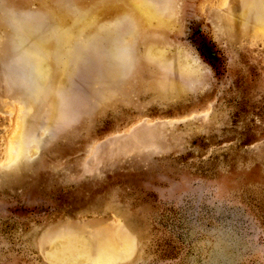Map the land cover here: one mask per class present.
Instances as JSON below:
<instances>
[{"label":"rangeland","instance_id":"rangeland-1","mask_svg":"<svg viewBox=\"0 0 264 264\" xmlns=\"http://www.w3.org/2000/svg\"><path fill=\"white\" fill-rule=\"evenodd\" d=\"M123 2L0 0V264H264L261 1L155 0L170 27L137 35ZM22 11L42 20L31 87L11 71ZM116 20L119 65L89 46Z\"/></svg>","mask_w":264,"mask_h":264},{"label":"clouds","instance_id":"clouds-1","mask_svg":"<svg viewBox=\"0 0 264 264\" xmlns=\"http://www.w3.org/2000/svg\"><path fill=\"white\" fill-rule=\"evenodd\" d=\"M42 23L38 14L30 12L13 13L8 21L15 34L14 50L18 53L12 60L11 71L22 86H37L39 66L24 49L25 35L29 30H38ZM123 20L112 22L101 33L89 39V46L101 52L112 63L119 65L130 51L129 41L122 30Z\"/></svg>","mask_w":264,"mask_h":264},{"label":"bare ground","instance_id":"bare-ground-1","mask_svg":"<svg viewBox=\"0 0 264 264\" xmlns=\"http://www.w3.org/2000/svg\"><path fill=\"white\" fill-rule=\"evenodd\" d=\"M214 1V0H213ZM236 1H245V0H232V2H236ZM259 1H261V5L258 7V8H253L252 10H246V14H245V16H249V17H253L255 20L253 21V23H254V26H264V0H259ZM225 2V1H224ZM212 4V3H211ZM211 4H210V6H211ZM117 6V5H116ZM116 6L114 7V8H116ZM157 6H158V3H156L155 2V0H150V1H147V0H124V2L122 3V12H123V16H124V18H126V20H130L134 25H135V27H134V34H139V28L141 27V28H143V29H146V31L148 32V27H151L152 25H151V23H152V21H155V27L157 28V29H159V30H166L167 28H169L170 27V25L168 24V22H167V17H166V14H164L162 11H159L158 10V8H157ZM50 7V6H49ZM119 7V6H118ZM109 8V7H108ZM105 9H107V8H105ZM111 10V9H110ZM83 11V9H82V7H78V9L77 10H75V14H80L81 12ZM105 11V10H104ZM106 13V12H105ZM107 13H108V11H107ZM106 13V14H107ZM98 14V13H97ZM97 14L96 13H93L92 12V16H97ZM100 15V14H99ZM98 15V16H99ZM223 19H225L226 21H227V16H225V14H221L220 15ZM100 17H102V15L100 16ZM241 19V18H240ZM243 19H246V18H243ZM66 20V19H65ZM235 21H237V20H235ZM228 22V21H227ZM227 22H222V28L223 29H225V30H227L228 29V25H229V23H227ZM234 22V21H233ZM233 22H231V24L233 25L234 23ZM58 24V23H57ZM147 27V28H146ZM45 30V29H44ZM47 31V30H46ZM49 31V30H48ZM44 32V31H43ZM50 32V31H49ZM45 33V32H44ZM57 33V32H56ZM58 34V33H57ZM136 34V35H137ZM49 35H51V34H49ZM48 35V36H49ZM54 35H55V33H54ZM80 35V34H79ZM264 35V34H263ZM45 38V37H44ZM46 38H50V37H46ZM51 40V39H50ZM63 40V39H62ZM72 41H71V46L70 45H68V46H70L68 49H69V52H68V54L69 55H73L74 54V48H72V45L74 44V45H82V44H84V42L86 41V40H84L83 38H81V37H79V36H76V37H74L73 39H71ZM147 40V39H146ZM47 41V40H46ZM64 41V40H63ZM68 43H70L69 41H67ZM49 44V43H48ZM160 43H159V41H157V40H155V39H153V37L150 39V41H149V45H152V47H151V49H154V50H156V54H158L159 53V49H157L158 48V45H159ZM52 45V44H51ZM73 45V46H74ZM49 46V45H48ZM47 46V47H48ZM65 46H67L66 44H65ZM51 47V46H50ZM160 47V46H159ZM50 49V48H49ZM63 49V48H62ZM67 49V48H66ZM28 50V49H27ZM75 50H76V48H75ZM15 51V50H14ZM49 51V50H48ZM159 54H161V53H159ZM37 55V54H36ZM34 57H35V54H34ZM69 57H71V56H69ZM73 57V56H72ZM36 58V57H35ZM155 58V57H154ZM68 59H70V58H68ZM171 61V60H170ZM179 62V61H178ZM177 62V63H178ZM46 63V62H45ZM66 63V62H65ZM177 63H176V65H177ZM187 63V62H186ZM173 65H174V67H175V63L173 62L172 63ZM179 64V63H178ZM39 65V64H38ZM68 65V64H67ZM40 66V65H39ZM69 66V65H68ZM186 67V66H185ZM57 68H59V67H57ZM65 68H67V66L65 67ZM65 68H64V71H65ZM182 68V67H181ZM175 69H177V68H175ZM47 70V69H46ZM61 70V69H60ZM45 71V70H44ZM54 71V70H53ZM179 71V70H178ZM190 71V70H189ZM48 72V71H47ZM63 73V72H62ZM61 73V74H62ZM47 75H48V73H46ZM55 74V73H54ZM53 74V75H54ZM60 74V73H59ZM66 74V73H65ZM44 75V73L42 74V72H41V70H39V77H38V80H40L41 78H42V76ZM64 75V74H63ZM69 75V74H68ZM56 76V75H55ZM67 76V75H66ZM67 79H69V78H67ZM67 79H63L64 81H66ZM42 80V79H41ZM50 80V79H49ZM54 80V79H53ZM40 82V81H39ZM54 82H55V80H54ZM56 84V83H55ZM42 85V84H41ZM40 85V86H41ZM44 85H45V83H44ZM58 85V84H57ZM61 85V84H60ZM59 86V85H58ZM57 86V87H58ZM42 87V86H41ZM61 87V86H60ZM62 88V87H61ZM40 89V88H39ZM42 91V90H41ZM55 95H57V94H55ZM53 96V95H52ZM54 108V107H53ZM54 110V109H53ZM57 111H55V113H56ZM21 121L17 124V127L16 128H20V130H19V128H18V130H17V132L16 133H21L22 132V129H21V127L22 126H24V124H25V119H20ZM23 128V127H22ZM18 136V135H17ZM15 137V141L16 142H12L10 145H8V147H7V151H6V159L10 162V161H12L13 159H16L17 157H19L22 153H21V149L19 148V146H17L18 145V143H19V141L17 142V139L19 138V136L18 137ZM21 136V135H20ZM17 138V139H16ZM19 140H20V138H19ZM37 147H35V149H33L34 151H37ZM32 150V151H33ZM27 151H29V150H27ZM32 151H31V153H32ZM33 151V152H34ZM30 153V152H29ZM28 154V153H27ZM35 153H33V154H30V155H34ZM18 159V158H17ZM19 161V160H18ZM102 244H104V243H102ZM100 246V245H99ZM98 246V247H99ZM104 246V245H103ZM122 246V245H121ZM73 247V245H70V248H72ZM122 248H123V246H122ZM126 250V249H125ZM99 251H100V249H99ZM97 253H98V251H96ZM96 253V254H97ZM101 253V252H100ZM82 255H83V253H82ZM70 260H72L71 258H69ZM110 258L108 257V255L107 254H100V255H98L97 257H93L92 258V264H105L106 263V261L107 260H109ZM108 263V262H107Z\"/></svg>","mask_w":264,"mask_h":264}]
</instances>
